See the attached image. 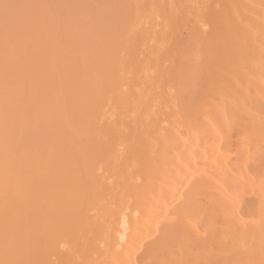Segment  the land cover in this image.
Returning <instances> with one entry per match:
<instances>
[{"label":"bare ground","instance_id":"bare-ground-1","mask_svg":"<svg viewBox=\"0 0 264 264\" xmlns=\"http://www.w3.org/2000/svg\"><path fill=\"white\" fill-rule=\"evenodd\" d=\"M0 264H264V0H0Z\"/></svg>","mask_w":264,"mask_h":264}]
</instances>
